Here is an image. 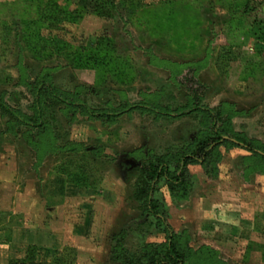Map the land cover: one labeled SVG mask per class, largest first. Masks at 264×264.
<instances>
[{
	"label": "rangeland",
	"instance_id": "374dc122",
	"mask_svg": "<svg viewBox=\"0 0 264 264\" xmlns=\"http://www.w3.org/2000/svg\"><path fill=\"white\" fill-rule=\"evenodd\" d=\"M30 1L0 0V100L34 124L14 126L0 110V264L28 254L46 264H145L134 255L165 235L134 197L141 164L129 154L188 151L212 133L195 105L216 113L230 140L189 167L186 190L159 183L164 216L198 247L214 229L197 222L198 202L208 203L237 224L251 219L254 243L264 247V159L230 138L242 133L264 147V44L240 23L241 2L104 0L111 4L99 16L80 0ZM54 3L72 15L50 13ZM47 84L106 115L60 103ZM137 105L174 116L122 112ZM118 238L129 252L121 258L113 253ZM201 255L200 264H246L238 251ZM261 259L254 253L248 264Z\"/></svg>",
	"mask_w": 264,
	"mask_h": 264
},
{
	"label": "trees",
	"instance_id": "16d2710c",
	"mask_svg": "<svg viewBox=\"0 0 264 264\" xmlns=\"http://www.w3.org/2000/svg\"><path fill=\"white\" fill-rule=\"evenodd\" d=\"M32 1V0H31ZM30 1V2H31ZM34 1V0H33ZM240 4V23L246 25L249 28L253 37L264 44V10L261 7V3L258 0H238ZM111 3L104 0H80L79 5L83 11L88 10L91 6L96 9L97 15H104L103 9ZM55 13L60 16H71L72 13L67 9H61L56 3L53 4V10L50 13ZM30 87L34 88V85L29 83ZM46 90L48 93L56 98L60 103L70 106L71 108L81 109L86 115L91 118H100L106 115L104 112L95 111L91 109L87 104L79 99L63 94L53 88L50 84H47ZM198 97V96H197ZM197 99V98H196ZM40 96L37 94L35 99V105L37 112L40 113ZM134 108L147 109L154 111L157 114L174 116L168 111H157L153 108H149L144 105L129 106L123 109L122 112H128ZM0 110L2 113L7 114L14 120L15 125H27L34 126L31 119L8 107L0 100ZM191 110H198L206 115L208 118L212 133L206 134L200 137L195 144L188 150L177 156L172 157H153L150 154L139 149L129 154V157L135 159L141 165L137 168L138 177L136 181V189L134 197L141 201L144 207V213L146 216L155 219L159 228L165 235V242L155 246L154 244H145L142 247V251L136 261L145 262V264H188L192 258L195 259V263L200 264L204 259L205 252L212 256H219V253L208 247H202L199 250L187 246L184 243V235H180L173 230L164 216L162 210V204L156 197L159 191V183L164 181L172 191L186 190L188 185V170L192 165H204L213 156L214 152L221 145L229 142L226 139V133L217 128V114L207 108H202L195 105ZM189 110L188 112H190ZM188 112H181V114H188ZM192 112V111H191ZM228 134V133H227ZM237 147H241L251 152L253 156L264 159V155L259 152H264V147L256 141L248 139L242 133H233L231 137ZM29 143L36 149V145L33 140L29 138ZM70 152L77 150V146L71 145L66 148ZM178 200L183 201L187 199L185 194L178 195ZM113 253L118 257L126 256L129 252L124 248L122 240L118 238L117 245L113 249ZM207 260L213 261V259L207 258ZM214 264H224L222 260L213 261ZM13 264H46L36 261L32 255L28 254L26 258L16 260Z\"/></svg>",
	"mask_w": 264,
	"mask_h": 264
},
{
	"label": "crops",
	"instance_id": "0c3cea01",
	"mask_svg": "<svg viewBox=\"0 0 264 264\" xmlns=\"http://www.w3.org/2000/svg\"><path fill=\"white\" fill-rule=\"evenodd\" d=\"M197 206H199L197 222L201 223L203 221H206L208 222V224L213 225L214 229L212 231V234L207 236L206 239L203 240L204 242H202L201 245L193 248L194 250H199L202 247H208L219 253L220 256L225 252L233 255L238 251L240 253L246 254V264L250 262L251 257L254 253H262L263 260H261L264 261V247L259 246V244H257L256 242L254 243V234L258 232V229H256V227H253V222H251V219L243 218V221L241 220L243 225H240L237 224V221H231L232 218L229 219L227 218V216H221L222 213L217 210L211 211V204L209 205L208 203L204 204V202H198ZM209 215L213 217L214 220H208L210 219L208 218ZM224 221H228L229 225H225V227L223 224H220ZM250 226H252V228H250ZM227 228H230L231 232H229ZM231 239H235L236 241H238V244H236V242ZM233 257H235V255H233Z\"/></svg>",
	"mask_w": 264,
	"mask_h": 264
},
{
	"label": "water",
	"instance_id": "95a60500",
	"mask_svg": "<svg viewBox=\"0 0 264 264\" xmlns=\"http://www.w3.org/2000/svg\"><path fill=\"white\" fill-rule=\"evenodd\" d=\"M131 161H132V163H134V164L137 162V161H136L135 159H133V158H132ZM138 163H139V162H138Z\"/></svg>",
	"mask_w": 264,
	"mask_h": 264
}]
</instances>
